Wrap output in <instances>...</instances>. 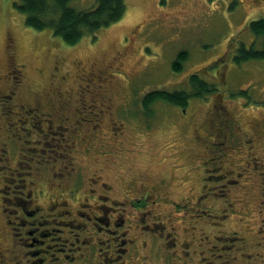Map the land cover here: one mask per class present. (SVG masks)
I'll return each instance as SVG.
<instances>
[{"label":"rangeland","instance_id":"374dc122","mask_svg":"<svg viewBox=\"0 0 264 264\" xmlns=\"http://www.w3.org/2000/svg\"><path fill=\"white\" fill-rule=\"evenodd\" d=\"M124 1L126 13L120 21L99 29L94 39L85 35L78 43L65 45L49 28L27 27L25 16L13 5L19 0H0V76L4 44L10 36L25 81L11 102L15 113L9 116L13 119L8 130L0 135V147L12 133L15 147L22 151L16 165L13 159L4 164L14 171L9 170L14 179L9 188L13 193H23L26 184L34 192L42 188L45 198L41 201H46L47 195L55 193L53 185L59 184L70 201L74 174L63 171L55 179L59 164L50 154L66 146L73 163L80 166L82 182L85 176L95 175V187L107 184V194L121 201L116 208L124 216L132 218L140 212L130 203L146 193L153 195L150 199L156 202H145L148 214L136 227L155 222L171 234L165 243L162 237V247L152 235L141 234L138 244L143 243L145 256H137L138 264L142 260L146 264H264V207L258 206L264 182V58L240 64L232 59L241 43L246 49L253 43L254 50H263L264 35L256 36L246 25L251 19L264 18V0ZM94 4V0L69 1L74 10ZM182 52L187 57L180 71H174L172 62ZM195 72L208 82L224 84H218V93L190 98L186 108L156 101L149 110L142 109L146 93L186 89L189 75ZM32 94L54 103H39L33 110L39 117L29 119V124L41 127L25 131L20 127L27 124H14L23 117L15 105L29 96L26 103L34 108L37 101ZM39 112L50 114L52 127ZM5 121L1 115L3 128H7ZM215 156L222 160V168L241 173L238 184L228 181L235 173L215 180L214 173L224 172L212 170ZM31 157L42 162L34 166ZM50 159L55 162L51 167ZM33 177L36 184L31 185ZM212 187L227 193L223 196L217 190L213 195ZM56 207L38 214L36 221L43 222L40 230L52 227L57 218L67 222L53 236L64 232L75 238L76 232L82 233L76 221L68 219L74 215H61ZM128 222L136 228L135 219ZM130 229L125 234L128 238ZM53 236L44 237L34 248L54 245L56 239L49 238ZM108 236L117 234L106 233L97 241L109 254L104 241ZM28 237L10 252V235L0 213V264H31L34 256L28 255L32 249L25 244ZM171 240L177 244L172 246ZM117 259L118 255L112 260Z\"/></svg>","mask_w":264,"mask_h":264},{"label":"flooded vegetation","instance_id":"af4514ba","mask_svg":"<svg viewBox=\"0 0 264 264\" xmlns=\"http://www.w3.org/2000/svg\"><path fill=\"white\" fill-rule=\"evenodd\" d=\"M8 38V41L6 40L4 44V49H6L4 56L5 62L3 63L5 65V69L2 73V77L0 76V107L2 106L8 110L9 115L5 118L8 119V121L10 122V120L13 119V117H9L11 115V112L13 115L15 113L14 111H12L13 106L11 102L13 99H15L16 96H18V94L24 87L25 81L23 80V65L19 64L18 60H16L17 49H15L14 38H11L10 36ZM58 80H61V77H59ZM37 95L38 94H32L30 95V97L32 96L36 98ZM28 97L29 96H27L26 99ZM26 99H23L22 101H17V104L15 105V107L18 108L20 114H22L23 117L20 119H16L14 121V124H27V126L20 127L25 131H33L35 129L37 130V128H40L41 125L29 124V119H37V117H39V114L37 112H34L33 110H36L38 107H40L39 103L42 106H48L49 104H53V99L45 98L44 100L41 97L39 100L38 98H36L37 104L34 108H32V106H30L28 103H26ZM141 102L143 108V99ZM26 106H29L30 109L25 110ZM39 113L47 116L46 118H44V121L47 125H49V127H52L50 125L51 119L48 118L50 114L43 112ZM220 114L221 112H219L217 115L219 116V119L222 117ZM6 123L7 128H3L2 126H0L2 127V130H0V135L2 131L8 130L9 123ZM35 123L37 124L38 122ZM61 126H63V124H61ZM216 135L217 134H215V136ZM11 136H13L12 133H10L8 137L6 136V138H8L7 140L9 141V143H3L2 146L4 148L0 147V152H3V154L0 153V161H8V164L12 160V157L17 154V148L7 147L8 144L10 146V144L13 143ZM213 141L215 140L212 137V142ZM67 147L70 149V145ZM64 150L65 154L59 155L57 152H51L50 154L54 155L53 158H59L62 156L67 157L69 159L70 151L67 152L68 150L66 146ZM72 158L70 159L72 160ZM2 167L6 168L7 166L3 165ZM227 174L228 173L226 171L214 173L213 177H225ZM240 174L241 173L238 172L237 176L234 175L236 176V179L229 178V183L233 185L238 184L240 182ZM261 177H263V173ZM96 180L97 178L93 179L92 176L89 175L84 179L81 184H79L77 182H80L81 180L77 179L76 182H74L75 185L73 189L68 193V199H70V201L66 200L63 202V204H61V206L64 208L63 210L60 209L62 210L60 214L64 212L63 215H74V218L70 217L68 219L71 221L75 220L76 226L81 229L82 233L76 232L75 238H72L70 235L69 237L64 236L62 238L60 236L56 238V242L54 243V245L47 246L46 249L34 248L36 245H41L40 243L44 237L53 235L52 232L51 234L48 232L44 233L43 231L38 233L39 230L37 225L41 226L42 224L36 220L38 214L41 212L39 211L41 209V205L38 204V200L33 197L34 192L30 191V193H21L19 190V195L13 196L12 198H9V196H3L1 194L0 213L4 217V223L7 227L8 234L10 235L11 241L9 245L11 246L9 248V251H14V248L17 247V245L21 244L24 237L29 236V241L25 244L28 247L32 248L28 254L30 256H34V259L31 264H138L136 261L137 256H139L140 254L145 256V254L141 252V249L144 248L143 243L141 242L140 244H138V240L141 234H146L150 238L152 235V237L161 244V247L163 244V238L164 243L166 242V240H169L168 236L171 234V230L168 231L162 229L166 228L165 225H162L160 227L157 223L151 222V224H145L136 227L137 221L142 220V218L144 219L143 216L148 214V212H145L143 208L146 207L145 202H148L150 204L156 202L155 199H150L151 196H153L151 195V193H146V195H143L144 198H141L134 203H130L131 207H138V209H140V212L134 217L128 218L124 216L120 210L117 211L116 206L121 203V201L119 199L117 201L110 199V195H108L107 190H105L107 184L105 185V183H101L100 185L95 187V183H97ZM217 190L224 192L222 189L219 188L216 189L215 194H218ZM226 193L227 192H224L222 195L225 196ZM107 200H110L111 203H107ZM141 202L143 203L140 204ZM135 203L137 205H140L135 206ZM53 204L54 203H52V205ZM229 205L232 204L229 203ZM155 217L156 219L158 218L157 216ZM129 219H131L132 221H134L135 219L134 225L136 228L132 227L129 224ZM130 228H132V233L128 238L125 236V234L128 233L129 230H131ZM106 233L117 234V236H108L104 239V241H106L109 245V251H111L109 254L108 252H104L105 250L102 249L103 242L97 241L100 240V238L104 234L106 235ZM119 236H122V238H119V247L115 249V244ZM54 237L55 236H53L52 238L49 237L50 241H53L55 239ZM174 239L176 240L175 237ZM176 244L177 243L174 240H171L172 246ZM50 250H54V252L49 253ZM65 250H67V252L69 251L68 255ZM104 254H106V256ZM116 255H118L117 262L115 260H112L116 258ZM16 262L19 263V260H17ZM140 264L146 263L142 260Z\"/></svg>","mask_w":264,"mask_h":264},{"label":"trees","instance_id":"16d2710c","mask_svg":"<svg viewBox=\"0 0 264 264\" xmlns=\"http://www.w3.org/2000/svg\"><path fill=\"white\" fill-rule=\"evenodd\" d=\"M70 0H19L18 3H13L14 7L17 9V11L20 14H23L25 16L24 24L27 27H30L33 31H43L46 28H49L52 30V33L54 36H59L63 43L65 45H74L78 43L80 39H82L85 35H91L94 39L96 37L95 33L99 31L101 28L109 27L111 24L116 23L120 21V19L124 16L126 13V6L124 0H94L95 4L93 7L88 8L87 10H74L72 7L69 6ZM163 3L164 0H161ZM246 27L252 31L256 36H262L264 35V18H256L251 19L246 25ZM253 43L250 44V47L246 49L244 47L245 45L241 43L239 48L237 49L236 55L233 57V61H235L237 64L242 63L243 61H250L253 59H263L264 58V48L263 50H254L253 49ZM249 49V50H248ZM187 57V53L182 52L179 53L176 57V59L172 62V68L174 71H180L182 68V61H184ZM210 64L209 66H211ZM215 67V66H214ZM216 67V73L218 74V70ZM5 69V65L2 64V70ZM218 84H224L219 83L216 81H210L204 80L200 77V75L195 72L191 73L189 75L188 81H187V88L186 89H178V90H165V89H156L154 91L148 92L143 97V108L144 110H149V106L154 104L156 101H164V102H170L171 104L175 106H180L183 108H186V105L190 98H203L207 95H210L211 93H218ZM242 93V92H240ZM2 107V106H1ZM0 107V115H2L4 118L8 117V110L4 107ZM148 107V108H146ZM4 108V109H3ZM6 122V121H5ZM9 123V121H7ZM219 131L223 132L224 128L222 130L217 129L216 132L219 133ZM9 143V141H6ZM59 144H62L61 140ZM9 145V144H8ZM11 148H16L14 143H11ZM65 146H62V150H53V152H57L59 155L65 154L64 150ZM23 150V148H22ZM21 152V149L19 150L18 147L16 149V155L12 157L13 164L16 165L19 162V153ZM29 154V153H28ZM48 155V154H47ZM27 156V155H26ZM32 158V157H31ZM54 160L58 161L56 163L59 164V170L58 172L55 171L54 178H57V174H61L63 171H65V175L69 174L73 176L72 182H76L81 184L82 183V177L81 172L77 171L80 166H76L73 163V158L68 159L67 157H59V158H53ZM53 159H50L48 161L49 167L52 166L55 162ZM33 161L35 159L32 158ZM61 165H60V161ZM214 162L216 166L221 167L220 164H222V160L219 156L214 157ZM253 160V159H252ZM40 161L41 159L34 162L35 164ZM254 161V160H253ZM6 161H0V195L8 197V194H11L12 190L9 188L10 185V179L14 180L13 178H10L11 175L10 171L14 174V171L12 169H8V166L6 168H3L2 166L5 164ZM213 162V164H214ZM249 162V161H248ZM212 167V170H223L226 171L228 174H234L237 176L238 172H235L234 170H227L224 168H217ZM10 170V171H9ZM20 171V168H18ZM25 173V172H23ZM237 173V174H236ZM54 173L51 172V174H48L49 178H52ZM64 175V176H65ZM264 175V173H263ZM92 178H97L95 175H91ZM236 176L232 177L236 179ZM88 176H85V178ZM215 180L218 178V176H214ZM34 178V177H33ZM231 178V177H230ZM264 178V177H263ZM31 182V185L36 184V179L34 178ZM260 184V202L258 203V206L260 205V208L264 207V182H261ZM78 184V185H79ZM59 185V184H58ZM57 184L53 185V188H55V193H52V195L46 196V201L44 200V189L40 188V191L34 192V190L28 188L27 184L26 187L23 189V193H33V197L38 200V204L41 205V209L39 211H47L52 209L53 207L57 206L56 209L59 210V213L63 210L64 207L61 206L64 201L67 199L64 196V192L61 190L62 186H58ZM40 187H43L40 185ZM60 187V188H59ZM74 187V186H73ZM212 189L215 191L217 188L212 187ZM263 191V194L261 196V193ZM16 192H12V195L9 196V198H12L13 196H17ZM215 194V192H214ZM22 196V195H21ZM204 196V194L202 195ZM32 197V198H33ZM51 199V200H50ZM52 203H54L52 205ZM143 202H141L142 204ZM62 207V208H61ZM62 209V210H60ZM40 217H44L43 215ZM39 223L43 224V222L38 221ZM64 222L67 221L59 220L57 218L53 219L52 227L44 230H40V225H37L38 227V233L43 231L44 233H53V235H59L61 231V226L64 225ZM46 224H48L46 222ZM30 229V228H29ZM53 229V230H52ZM52 230V231H51ZM162 230V229H161ZM61 231V232H60ZM259 232V231H258ZM64 232L61 236L64 237ZM51 235V236H53ZM69 237V236H67ZM55 239L58 238L57 236L54 237ZM228 238V237H227ZM230 239L233 238V235L229 236ZM238 240L242 239V237L238 236ZM258 241H256V245H258ZM243 254L240 256V259H243ZM248 261V260H247ZM249 262V261H248ZM245 264H249L245 262ZM250 264H252L250 262Z\"/></svg>","mask_w":264,"mask_h":264},{"label":"bare ground","instance_id":"6f19581e","mask_svg":"<svg viewBox=\"0 0 264 264\" xmlns=\"http://www.w3.org/2000/svg\"><path fill=\"white\" fill-rule=\"evenodd\" d=\"M234 56H235V55H234ZM234 56H233V57H234ZM232 59H233V58H232ZM149 109H150V108H149Z\"/></svg>","mask_w":264,"mask_h":264}]
</instances>
